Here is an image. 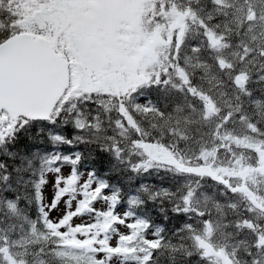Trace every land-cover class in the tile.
I'll return each mask as SVG.
<instances>
[{
    "label": "snow or ice",
    "instance_id": "6c2138e0",
    "mask_svg": "<svg viewBox=\"0 0 264 264\" xmlns=\"http://www.w3.org/2000/svg\"><path fill=\"white\" fill-rule=\"evenodd\" d=\"M0 264H264V0H0Z\"/></svg>",
    "mask_w": 264,
    "mask_h": 264
},
{
    "label": "trees",
    "instance_id": "16d2710c",
    "mask_svg": "<svg viewBox=\"0 0 264 264\" xmlns=\"http://www.w3.org/2000/svg\"><path fill=\"white\" fill-rule=\"evenodd\" d=\"M174 178L171 177L170 174H166V173H163V172H160L158 174H154V177L151 181V183H160V184H164L168 181H171L173 180Z\"/></svg>",
    "mask_w": 264,
    "mask_h": 264
}]
</instances>
